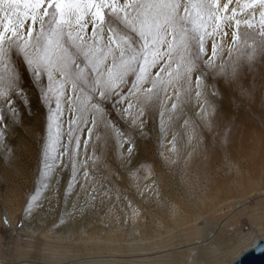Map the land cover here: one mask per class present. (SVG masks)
Returning a JSON list of instances; mask_svg holds the SVG:
<instances>
[{
	"label": "snow or ice",
	"instance_id": "obj_1",
	"mask_svg": "<svg viewBox=\"0 0 264 264\" xmlns=\"http://www.w3.org/2000/svg\"><path fill=\"white\" fill-rule=\"evenodd\" d=\"M257 67L264 0H0V144L33 92L45 110L23 213L43 211L51 193L75 198L71 215L115 201L139 217L125 186L143 197L156 185L155 164L134 159L137 137L154 132L172 164L226 145L221 88L250 97L241 82ZM15 256L9 264H33L21 247Z\"/></svg>",
	"mask_w": 264,
	"mask_h": 264
},
{
	"label": "rangeland",
	"instance_id": "obj_2",
	"mask_svg": "<svg viewBox=\"0 0 264 264\" xmlns=\"http://www.w3.org/2000/svg\"><path fill=\"white\" fill-rule=\"evenodd\" d=\"M241 83L250 97H241L237 89L226 85L221 88L220 120L231 129L226 145L212 146L210 141L206 150L172 164L159 155L154 132L137 137L134 159L155 164L156 185L154 193L143 197V186L139 190L134 184L125 186V195L141 209L139 217L132 219L118 211L115 201L97 203L84 215H71L75 198L46 193L40 205L43 211L32 215V220L48 222L47 233L52 224L77 231L73 238L66 233L61 239L29 237L31 223L22 211L32 189L35 142L45 119V110L33 92L23 126L0 144V257L10 260L18 244L29 252L26 258L33 264H84L99 260L91 257L96 253L106 259L127 256L126 264H186L190 257L180 255L184 246L190 248L213 233L215 255L232 262L264 236V230H259L264 224V68L257 67ZM140 183L144 184L143 179ZM5 217L11 227L5 226ZM237 245L238 252H228L229 246Z\"/></svg>",
	"mask_w": 264,
	"mask_h": 264
},
{
	"label": "bare ground",
	"instance_id": "obj_3",
	"mask_svg": "<svg viewBox=\"0 0 264 264\" xmlns=\"http://www.w3.org/2000/svg\"><path fill=\"white\" fill-rule=\"evenodd\" d=\"M25 219L27 223H31L30 226L27 227V231H28V236L31 238H37L39 236H43V237H51V238H64L67 237L66 233H71L68 237L73 238V235L77 232L75 230H73L71 228V231L65 229L64 224L62 225H55L52 224L50 226V228L52 229V231H50L49 233H47V231H44L46 229V225L48 224V222H46L45 220H42L40 222H33L32 220V215H26L25 214ZM2 223V222H1ZM259 230H264V224H262V226H260ZM82 239L84 238L82 233L78 234ZM212 237H213V233H210L208 238L205 239H200L196 242H194L193 246L190 248H186L187 246H184L185 248L182 249L183 251L180 252V255H182L183 257H190V261H187L186 264H231L238 256H240L242 253L238 254L235 256V259L232 262H226V259H222L219 260V257L217 255H215V252L213 251V246L212 244ZM264 237V236H263ZM262 238V237H261ZM260 239V238H259ZM257 239V240H259ZM257 240L254 242V244L257 242ZM242 242H245V240H243ZM108 243H111L108 241ZM254 244L252 246H254ZM18 245V244H17ZM15 246V251H16V247ZM251 246V247H252ZM21 247L22 246H19ZM31 247V246H29ZM249 247V248H251ZM23 249V248H22ZM248 249V248H247ZM239 250V245L232 247L229 246L228 247V252H230L231 254L233 252H238ZM15 251L13 250V255L10 256V260H7L6 258L0 257V264H9V262L13 259H17V257L15 256ZM1 252V251H0ZM26 252V251H24ZM26 256H29V252L25 253ZM97 255H92V258H96L99 259L97 261H91L89 263H84V264H126L127 263V256L124 255H109V257H111V259H106L104 257H106V255L101 256L100 254L96 253ZM8 256V255H7ZM117 256H120L121 258H117ZM100 257V258H99ZM35 260V259H34ZM33 263H35V261H33ZM81 264V263H78Z\"/></svg>",
	"mask_w": 264,
	"mask_h": 264
},
{
	"label": "water",
	"instance_id": "obj_4",
	"mask_svg": "<svg viewBox=\"0 0 264 264\" xmlns=\"http://www.w3.org/2000/svg\"><path fill=\"white\" fill-rule=\"evenodd\" d=\"M231 264H264V237L246 249Z\"/></svg>",
	"mask_w": 264,
	"mask_h": 264
}]
</instances>
